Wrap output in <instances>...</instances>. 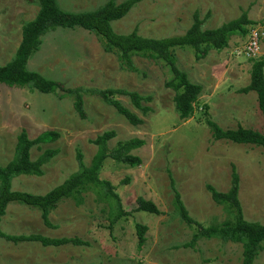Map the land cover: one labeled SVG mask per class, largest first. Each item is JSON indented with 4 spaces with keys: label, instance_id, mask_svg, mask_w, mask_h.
<instances>
[{
    "label": "rangeland",
    "instance_id": "1",
    "mask_svg": "<svg viewBox=\"0 0 264 264\" xmlns=\"http://www.w3.org/2000/svg\"><path fill=\"white\" fill-rule=\"evenodd\" d=\"M108 1L58 0V4L68 12H91ZM39 10L40 0H0V67L13 59L22 41L23 26L35 19ZM244 12L254 25L247 27V36L231 37L222 51H212L197 61L189 47L174 50L178 67L188 74L192 83L203 87L195 114L186 121L176 112L175 93L165 87L173 74L163 62L136 56L133 64L137 72H130L121 66L117 54L104 51L96 35L81 28H60L43 38L41 50L28 63L29 70L67 88L85 90L87 118H80L74 98L63 97L61 91L44 94L0 84V166L5 167L14 158L17 139L23 130L31 140L45 132L58 133L57 141L32 149L33 160L46 150L58 151L43 167L44 175L22 176L13 181L15 191L44 195L78 171L79 149L85 164H91L97 153L92 141L103 133L117 134L108 144L111 150L118 142L140 139L145 145L132 152L141 159L140 166L109 159L102 172V178L115 187L125 211L133 213L112 225L108 203L99 201L90 192L82 206L78 207L72 200L60 203L50 216L56 228L50 229L43 224L40 211L13 203L2 219V232L76 237L89 245L44 247L29 242L15 245L0 238V264H242L240 244L202 239L194 248L184 247L196 230L187 226L173 207L172 180L190 215L209 227L229 218L223 207L213 201L207 186L227 193L236 167L244 216L248 221L264 224V149L216 141L208 125L213 121L223 130L242 126L264 133L257 94L239 92L250 83L254 60L239 52L251 30L259 29L264 34V0H145L125 18L112 23L117 34L127 35L137 30L141 36L160 39L184 34L196 13L201 19L207 18L203 28L210 30L240 18ZM105 89L152 96L153 102L144 104L151 108L147 115L128 97H116L143 119L144 124L132 126L114 107L91 93ZM139 198L153 202L161 215L135 212ZM137 224L148 228L141 249ZM255 264H264V251Z\"/></svg>",
    "mask_w": 264,
    "mask_h": 264
},
{
    "label": "trees",
    "instance_id": "2",
    "mask_svg": "<svg viewBox=\"0 0 264 264\" xmlns=\"http://www.w3.org/2000/svg\"><path fill=\"white\" fill-rule=\"evenodd\" d=\"M145 0H127L118 3V0H109L103 6L91 12H68L59 7L57 0H40V10L32 21L27 22L22 28V41L13 59L0 67V84L11 88H29L44 94L63 92V97L74 98V108L81 119H86L83 94L81 88H67L63 84L46 79L37 72L30 71L28 63L31 58L41 50L43 38L50 32L58 29L81 28L96 35L103 44L104 51L117 54L121 66L130 71L137 72L133 58H141L163 62L172 72L173 78L165 83L167 89L175 93L174 104L177 114L182 121L192 118L196 111V104L203 92L201 85L190 81L186 72L177 65L174 55L176 48L189 47L194 50L195 59H205L210 52H220L227 48L231 37L241 34L247 36L248 26L254 22L249 20L248 13L244 12L240 18L225 23L216 29L203 28L206 19H201L196 13L191 27L182 35L165 38H149L141 36L137 30L127 35L117 34L112 26L113 22L125 18L136 6ZM250 83L239 90L241 94L255 92L258 107L264 119V58L254 59L251 68ZM93 95L100 97L106 104L114 107L121 116L125 117L132 126H141L143 119L127 109L117 96L128 97L131 103L144 115L151 112V108L144 104L152 103V96H142L137 92L123 89L91 90ZM208 125L216 141L226 140L236 144H250L264 149V133L240 126L235 130H223L215 122L209 121ZM264 127V120H263ZM117 136L115 131H107L92 141L97 146V153L89 166L85 164L84 154L77 151L78 171L71 175L61 185L55 187L44 195L13 190V181L18 177H42L43 167L58 155L57 150H46L38 159H32V149L35 146L49 144L59 139L56 132H45L38 138L31 140L26 130L18 136L14 158L5 167L0 166V225L7 214L8 207L13 204L25 205L41 213L43 224L50 229L56 228L50 216L59 204L65 200H72L79 207L85 203V195L92 192L99 201H106L110 208L112 225L122 217L133 212L125 211L115 187L102 178V172L107 160L112 159L117 163L140 166L141 159L132 154L140 149L145 142L140 139H131L118 142L114 149H109V142ZM231 188L227 193H222L208 185L213 201L223 207L228 215V220L209 227L197 222L185 206L182 195L177 190L172 180L174 193L173 207L181 220L196 231L192 240L184 245L185 248H194L202 240L218 239L223 242H232L242 245V264H255L260 254L264 251V224L248 221L243 212L239 198L240 177L236 167L231 175ZM138 213L161 215V211L153 202L143 198L138 199ZM139 248L146 243L147 226L136 225ZM0 238L15 245L20 243H40L44 247H61L66 245L88 246L87 242L79 238H48L41 235H9L2 232Z\"/></svg>",
    "mask_w": 264,
    "mask_h": 264
},
{
    "label": "built area",
    "instance_id": "3",
    "mask_svg": "<svg viewBox=\"0 0 264 264\" xmlns=\"http://www.w3.org/2000/svg\"><path fill=\"white\" fill-rule=\"evenodd\" d=\"M263 35L259 29L251 30L248 41L239 54L244 55L248 59L261 58L264 55L262 52Z\"/></svg>",
    "mask_w": 264,
    "mask_h": 264
},
{
    "label": "crops",
    "instance_id": "4",
    "mask_svg": "<svg viewBox=\"0 0 264 264\" xmlns=\"http://www.w3.org/2000/svg\"><path fill=\"white\" fill-rule=\"evenodd\" d=\"M58 1V0H57Z\"/></svg>",
    "mask_w": 264,
    "mask_h": 264
}]
</instances>
